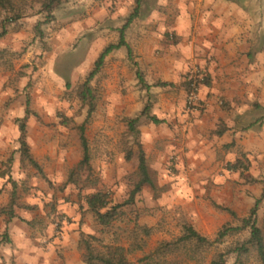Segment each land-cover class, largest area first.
<instances>
[{
  "label": "rangeland",
  "instance_id": "374dc122",
  "mask_svg": "<svg viewBox=\"0 0 264 264\" xmlns=\"http://www.w3.org/2000/svg\"><path fill=\"white\" fill-rule=\"evenodd\" d=\"M14 2L27 12L19 19L8 18V12L0 15L4 110L18 114L19 126L29 108L27 142L31 154L33 149L41 156L40 169L22 160L15 200L37 211L33 221L38 227L51 223V239L61 238L67 229L79 233V242L82 235H94L90 242L103 250L109 244L128 247L140 237L143 248L129 254L137 261L161 241L181 235L185 223L210 238L224 225H241L239 219L249 215L257 200V224L264 232V0L262 12L250 15L252 24L240 25L243 50L225 63L226 77L236 85L216 100L222 114L215 124L205 115L211 107L212 93L206 88L210 72L198 63L165 82L141 68L136 54L129 59L126 50L113 51L89 83L93 97H82L95 61L114 34L118 37L115 25L125 24L135 0H59L51 11L35 0ZM158 8L156 0H143L135 20L141 22L144 13ZM147 75L154 77L153 84L147 83ZM193 82L198 99L189 104ZM91 104L94 112L85 130L90 167L81 168L79 126ZM152 115L162 121L154 123ZM132 118H138V133L128 126ZM229 125L240 135L231 132L224 138ZM139 143L154 186L144 185L133 203L122 205L104 226L88 210L85 196L102 190L108 193L109 206L124 203L138 179ZM128 151L133 153L129 160ZM13 159L7 167L13 166ZM234 163L239 168L232 167ZM249 231L227 235L206 249L198 264L220 253L225 254L224 264H260L254 250L237 257L236 248L249 238ZM79 249L83 260L85 250Z\"/></svg>",
  "mask_w": 264,
  "mask_h": 264
},
{
  "label": "crops",
  "instance_id": "0c3cea01",
  "mask_svg": "<svg viewBox=\"0 0 264 264\" xmlns=\"http://www.w3.org/2000/svg\"><path fill=\"white\" fill-rule=\"evenodd\" d=\"M156 5L159 8L150 14L144 13L141 22L135 19L131 22L124 34L127 45L113 51L126 50L129 59L136 54L141 68L154 71L157 78L165 82L176 80L191 63L208 66L210 81L206 88L212 96L211 107L205 115L215 124L222 114L216 100L232 93L236 85V82L228 81L230 77H226L225 63L234 61L238 50H243L244 45L238 36L243 30L240 25L252 24L253 16L250 15L262 12V0H156ZM123 25H115L119 30L118 37L114 34L110 44L119 42ZM159 49L162 51L160 55L155 54ZM5 78L0 72V208L10 202L12 192L19 185L16 181L22 176L21 130L15 122L18 114L4 110L3 101L7 96ZM147 78L151 79L148 84L154 83L152 75H147ZM231 132H235V136L240 135L236 127L229 125L224 138ZM32 156L41 161V156L33 149ZM10 157L14 158L11 168L6 163ZM40 185L46 188L44 183ZM15 213L13 218L0 214V264H84L78 232L66 229L61 238L53 240L49 221L42 228L33 221L37 211L19 203L15 206ZM48 238L51 240L44 247L42 242ZM58 254L64 258H59Z\"/></svg>",
  "mask_w": 264,
  "mask_h": 264
},
{
  "label": "trees",
  "instance_id": "16d2710c",
  "mask_svg": "<svg viewBox=\"0 0 264 264\" xmlns=\"http://www.w3.org/2000/svg\"><path fill=\"white\" fill-rule=\"evenodd\" d=\"M57 1L59 0H35V3L40 4V6L42 8H46L47 11H51ZM135 2L136 4L133 12L128 16L125 24L120 28L119 42L106 46L100 53L98 59L95 61L92 70L89 72L81 91L83 98L93 97L92 89L89 83L100 72L102 66L104 65L105 58L114 49L127 45L124 38L125 30L131 24V22L136 17H138L143 0H135ZM18 5L15 4L14 0H0V15H2L3 12H8L12 16H9L8 18H21L27 12V9L26 7ZM129 52L131 53L130 50ZM138 75L140 81L145 84L142 75H140L139 73ZM29 111V108H27L26 115L19 120V130H21L19 136V150L21 151L22 160H26L36 168L40 169V164L32 156L29 144L27 142L28 130L26 120L27 116L29 115ZM147 111L148 108L146 107L144 112ZM93 112L94 104H91L86 120L79 126L80 142L83 148V157L80 161L81 168L85 166L90 167V152L88 140L85 135V130L86 123L90 119ZM151 120L154 123L161 122V119H159L155 115L151 116ZM137 121L138 118H132L128 121L130 130L135 131L136 133L139 132L135 126ZM218 133L221 134L222 131H219ZM132 155V151H128L126 154V158L129 160L132 158ZM138 160V179L135 182L134 187L130 191L129 198L124 203L109 206L110 199L108 197V193L102 190H97L85 196V202L87 204L88 210L92 211L96 215L100 224L104 226L110 225V223L118 216L119 208L124 204L133 203L136 196L142 191L144 185L154 186V181L149 171L146 153L142 148L141 143H139ZM231 166L236 169L239 168V166L235 163L231 164ZM15 196L16 191L14 190L12 192L10 202L6 206L0 208V214H6L7 216H9V218H13L16 216L15 206L18 204L15 200ZM258 204L259 201L257 200L254 207L251 208L249 215L239 219L241 225H224L219 231H217V234L214 238H210L201 234L192 224L185 223L183 225L181 235L171 240L161 241L153 249V251L139 258L137 261L130 260L129 254L143 248L145 241L140 237H136L128 247L120 244H109L106 245L105 249L101 250L94 247L89 240L96 239L94 235H82V238L79 242V247L84 248L85 250L83 254V261L86 264H191L192 261L195 262L194 264H198V261L201 259V257L203 256L202 254L206 249L210 248L216 243H221L227 235L234 233L235 231L249 228V238L236 248L237 257H240L246 253H250L252 250H254L256 251V256L260 264H264V232L262 231V228L257 224ZM231 213L233 216H235V213L233 211H231ZM144 231L148 233V229H144ZM224 256V253H220L207 264H224L226 262Z\"/></svg>",
  "mask_w": 264,
  "mask_h": 264
},
{
  "label": "built area",
  "instance_id": "2783aa9c",
  "mask_svg": "<svg viewBox=\"0 0 264 264\" xmlns=\"http://www.w3.org/2000/svg\"><path fill=\"white\" fill-rule=\"evenodd\" d=\"M191 85H192V88L190 89V92H189L188 102L189 104H194L196 100L198 99L199 88L195 82L191 83Z\"/></svg>",
  "mask_w": 264,
  "mask_h": 264
}]
</instances>
